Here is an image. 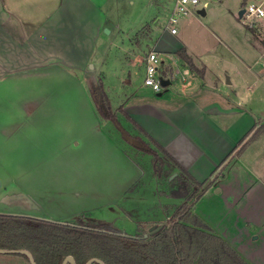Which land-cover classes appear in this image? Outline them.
I'll return each mask as SVG.
<instances>
[{"label": "rangeland", "instance_id": "1", "mask_svg": "<svg viewBox=\"0 0 264 264\" xmlns=\"http://www.w3.org/2000/svg\"><path fill=\"white\" fill-rule=\"evenodd\" d=\"M27 1L36 3L41 0ZM63 2L85 6L83 14L88 12L92 22L97 21L103 26L95 46L106 47L107 51L103 50L102 66L99 58L102 54L97 52L83 72L69 63L57 65V62L47 69L31 71L26 69L29 61L46 63L48 60L19 58L16 73L2 75L0 213L31 216L28 214L31 210L41 215L39 218L68 224L101 223L128 236L135 231L137 223L154 219L163 214L165 206L172 207L180 201L167 197L164 184L157 183L152 176L151 156L144 153L135 156L136 150L121 141L112 125L97 115V130L112 137L117 147L125 155L129 154L140 173L125 196L116 197L124 188V166L115 160L114 150L111 155L105 145L100 146L102 135L94 133L95 119L88 121L85 105L80 104L77 97L74 103L68 101L72 91L63 85L71 84L72 78L79 79L91 100L88 90L96 92L99 80L102 91L112 104L120 103V86L114 83L120 72L117 65L125 63L126 55L132 54V50L139 53L143 61L153 51L151 48L156 39L168 28L172 0ZM208 3L211 8H201L205 15L180 18L176 37L203 55L202 60L208 66L203 80L207 87L219 78L226 84L223 88L227 94H236L237 99L247 100L244 108H251L253 115H259L264 109V22L250 28L243 17L238 18V11L252 4L251 1L208 0ZM62 49L59 46L57 51ZM63 67L72 77L64 75ZM130 72L132 85L150 91L143 86L141 70L133 68ZM213 89L210 86V90ZM90 133L95 135L90 137ZM68 136L80 141V145H62ZM72 143L76 145V141ZM94 143L93 148L90 145ZM31 194L34 195L30 197ZM0 264H26V261L14 254H0Z\"/></svg>", "mask_w": 264, "mask_h": 264}, {"label": "crops", "instance_id": "2", "mask_svg": "<svg viewBox=\"0 0 264 264\" xmlns=\"http://www.w3.org/2000/svg\"><path fill=\"white\" fill-rule=\"evenodd\" d=\"M76 5L63 0L36 3L0 0V82L3 74L16 73L19 58L48 60L46 63L29 61L26 69L34 71L47 69L57 62V65L69 63L83 72L94 53L107 51L106 47L105 50L95 46L103 26L97 21L92 22L88 12L83 14L85 6ZM176 35L178 31L173 35L168 28L164 29L151 48L158 55L163 80L168 81L163 92L156 94L151 89L130 83V69L141 70L143 79L145 75L143 58L135 50H130L132 54L126 55L125 63L117 65L120 72L114 83L120 86L121 101L116 105L113 103L112 107L121 106L184 171L195 181L205 183L206 190L194 203L192 213L208 227L209 232L223 239L247 264H264V133L238 152L242 142L264 122V109L259 115H253L251 108L247 110L244 108L247 106H243L247 100L237 99L236 94H227L223 88L226 84L219 78L210 85L214 88L210 90L203 81L208 70L203 55L194 52ZM59 46L63 49L58 52ZM181 48L185 49L195 67L203 71L202 75L190 71L178 58L176 52ZM99 58L102 66L103 54ZM64 69L61 70L64 75L70 76ZM81 83L72 78L71 84L63 85L72 91L68 101L74 103L77 97L80 104L84 103L85 117L89 122L95 119L94 133L102 135L100 146L105 145L111 155L114 150L115 160L124 166V188L116 197L125 196L127 189L137 182L139 169L129 159V154L125 151L128 156L125 155L117 147L112 137L97 130V113ZM262 104L264 106V97ZM63 141L64 146L80 145V141L70 136ZM72 141H76V145ZM95 145L90 146L94 148ZM84 146L87 148L86 144ZM28 214L29 217H41L31 210ZM148 222L151 224L150 220ZM136 227L137 224L135 231L128 235H134Z\"/></svg>", "mask_w": 264, "mask_h": 264}, {"label": "trees", "instance_id": "3", "mask_svg": "<svg viewBox=\"0 0 264 264\" xmlns=\"http://www.w3.org/2000/svg\"><path fill=\"white\" fill-rule=\"evenodd\" d=\"M176 55L190 71L203 74L184 48ZM97 90L88 91L99 119L109 122L121 141L141 153L135 151V156L143 153L151 156L152 176L164 184V194L179 200V204L165 206L163 214L150 220L151 224H147L148 221L137 223L136 233L131 236H122L120 231L101 223L60 224L0 214V250L27 251L35 264H62L67 256L73 257L75 264H86L93 258L103 264H247L192 213L194 203L206 190L205 183L195 181L184 171L131 120L121 106L113 108L99 80ZM121 131L139 141L142 147L136 148L126 142ZM261 133H264V122L242 142L238 152ZM156 227L160 229L148 234ZM144 234L148 236L144 238ZM14 255L30 264L26 256Z\"/></svg>", "mask_w": 264, "mask_h": 264}, {"label": "built area", "instance_id": "4", "mask_svg": "<svg viewBox=\"0 0 264 264\" xmlns=\"http://www.w3.org/2000/svg\"><path fill=\"white\" fill-rule=\"evenodd\" d=\"M252 4L244 9L243 18L247 21V26L252 28L256 23L264 22V0H247ZM207 0H172V8L170 10L168 29L171 34H177V24L180 18L189 15L198 14L201 8H206ZM145 75L143 85L151 89L156 94L163 92L161 80L164 79L160 74V61L155 51L149 52L145 59ZM264 68V62L262 63ZM184 81V78H182Z\"/></svg>", "mask_w": 264, "mask_h": 264}, {"label": "water", "instance_id": "5", "mask_svg": "<svg viewBox=\"0 0 264 264\" xmlns=\"http://www.w3.org/2000/svg\"><path fill=\"white\" fill-rule=\"evenodd\" d=\"M211 7H212V5L208 4L206 8L208 9V8H211ZM198 14H200L202 16L205 15L204 9L200 10L198 12ZM243 14H244V9L239 10L238 11V18L241 19L243 17ZM161 84H162V86H166L168 84V81L162 79L161 80ZM96 92H98L97 87H96ZM121 134H122L124 140L126 142H128L129 144H131L132 146H134L136 148H141L142 147L139 141L129 137L126 134V132L121 131ZM0 214H3V213H0ZM6 215L22 216V215H17V214H6ZM26 217H29V216H26ZM32 218H34V217H32ZM35 219L44 220V221L53 222V223L66 224V223H63V222H56V221H53V220H50V219H44V218H35ZM159 229H160V227H156L155 229L149 230L148 234H152L153 232H156ZM148 234H144L143 237L146 238L148 236ZM121 235L125 236L124 234H121ZM0 254H21V255H24V256H26L28 258L30 264H35L32 256L27 251H24V250H20V251L0 250ZM62 264H75V262H74L73 257L67 256L63 260ZM86 264H103V263L100 260H98L96 258H93V259H90Z\"/></svg>", "mask_w": 264, "mask_h": 264}]
</instances>
